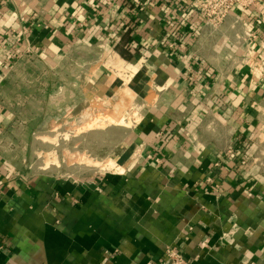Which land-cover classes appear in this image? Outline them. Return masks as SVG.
<instances>
[{"label": "crops", "instance_id": "crops-1", "mask_svg": "<svg viewBox=\"0 0 264 264\" xmlns=\"http://www.w3.org/2000/svg\"><path fill=\"white\" fill-rule=\"evenodd\" d=\"M192 2L0 0V264H264V0L216 28ZM36 62L53 88L24 116ZM110 116L120 170L33 169L35 141Z\"/></svg>", "mask_w": 264, "mask_h": 264}, {"label": "rangeland", "instance_id": "rangeland-1", "mask_svg": "<svg viewBox=\"0 0 264 264\" xmlns=\"http://www.w3.org/2000/svg\"><path fill=\"white\" fill-rule=\"evenodd\" d=\"M24 66V67H23ZM25 68V69H24ZM44 68L42 65L39 63H31V64H22L20 67L17 69V73H24L25 76H31L30 77H25V76H19L18 79H14L12 81L15 82V93L17 94V91H20L17 96L14 95L12 97L16 98L18 97V101H21L20 104H24L25 112L23 113L24 116H30L37 114L39 107H40V98H47L50 95L49 90H52L53 86L52 83H54V79H48L46 80L45 84H48L47 88V93L46 95H38L40 89L45 87L44 82H40L38 79V73L40 70L44 71ZM47 69V68H46ZM118 69V68H117ZM115 72V74H114ZM113 74L115 76H119L123 78V73L122 71H113ZM25 77V78H24ZM125 79V78H124ZM63 82L70 83L69 78H63ZM57 83H61L58 81ZM44 86V87H43ZM22 90H24V94H22ZM26 91V92H25ZM127 91V90H124ZM123 93V91H122ZM122 93H118L122 95ZM110 95V94H109ZM112 95V94H111ZM133 96V94H130ZM129 95V96H130ZM123 96L124 93H123ZM121 96V97H123ZM130 96V99H131ZM124 100V99H123ZM26 101V103L24 102ZM129 101V100H128ZM58 102V101H57ZM45 104H48V102L45 100V102L42 104L44 106ZM49 108V107H48ZM48 113H51V115L55 116L56 112L53 111V109H48ZM134 111L132 110L131 113ZM63 114L60 115V113H57L58 115L62 116L65 114V112H62ZM129 113V112H127ZM69 124L64 125L62 127L61 133L59 137H49V139H42V141H35L34 146H37V157L35 156L33 158L34 163L33 169L38 170L39 167H42L44 162L46 161V164L48 165L49 163L52 162V159L54 161L52 163H56L55 159L57 162H59V169H56L53 164L49 166V169L52 168V171L58 170L61 172H69L68 170L71 171V169H74L73 171H79L81 172V176H90L93 173H102L105 171H102L99 167L100 164L103 161H110L109 159H105L101 153L102 149H105V153H108L107 147L109 146L110 152L115 154L118 152L119 149L113 148L117 144H119L122 140L129 138L131 135V132L133 130V125L128 123L127 126L124 127H115V125H108L109 127L106 128L107 126H100V127H93V128H105L107 131V135L105 134L104 137L103 135H98L97 131H95L94 136H90L91 142H88V140H84L86 135H83L82 133H86L88 130L92 129L91 127H86L80 125L81 123H77L76 119L73 121L75 124L71 125V119L68 120ZM114 124V123H111ZM34 138V137H33ZM129 144V143H128ZM45 146V147H44ZM100 152V153H99ZM98 153V154H97ZM102 155V156H101ZM73 156V158L71 157ZM82 159H81V158ZM99 157V159L97 158ZM48 158V159H47ZM84 158V159H83ZM83 160V161H82ZM85 160V161H84ZM89 162V163H88ZM106 169V168H105ZM71 172H69L68 175H70Z\"/></svg>", "mask_w": 264, "mask_h": 264}, {"label": "built area", "instance_id": "built-area-1", "mask_svg": "<svg viewBox=\"0 0 264 264\" xmlns=\"http://www.w3.org/2000/svg\"><path fill=\"white\" fill-rule=\"evenodd\" d=\"M260 0H193L191 9L198 13L204 25L216 28L223 25L234 8L250 9L258 5ZM241 166H246V161H241ZM169 264H189L181 252L175 248L166 251Z\"/></svg>", "mask_w": 264, "mask_h": 264}, {"label": "bare ground", "instance_id": "bare-ground-1", "mask_svg": "<svg viewBox=\"0 0 264 264\" xmlns=\"http://www.w3.org/2000/svg\"><path fill=\"white\" fill-rule=\"evenodd\" d=\"M127 83V82H126ZM127 91H123V93H124V95L125 96H123V93H122V91H119V93L121 94L122 93V95L121 96H123L122 97V99H124V101H128V100H130V94H132V92L129 90V89H126ZM130 96H129V95ZM131 98H132V96H131ZM117 102V101H116ZM97 104V103H96ZM122 106V105H121ZM114 109V108H113ZM120 109H121V107H120ZM116 110V109H115ZM119 111V110H118ZM120 112V111H119ZM110 114V113H109ZM117 114V113H116ZM119 114V113H118ZM112 115V114H111ZM99 116V115H98ZM120 116H122V115H120ZM107 117H109V116H107ZM109 122L110 123H114L115 125H118V126H126V125H124V123L122 122V120H121V118H117V117H112V116H110V119H109ZM94 126V125H93ZM72 158H73V156H71ZM81 158V157H80ZM82 159V158H81ZM84 159V158H83ZM83 161V160H82ZM85 161V160H84ZM89 163V162H88ZM102 171L103 170H105V168L108 170V168L109 169H117V170H120V167H118V166H116L115 165V163L114 162H112V161H106V162H102L101 164H100V167H99ZM121 168H123V167H121Z\"/></svg>", "mask_w": 264, "mask_h": 264}]
</instances>
